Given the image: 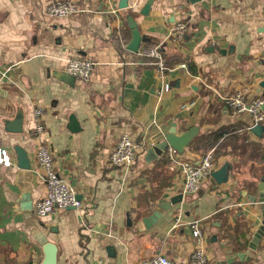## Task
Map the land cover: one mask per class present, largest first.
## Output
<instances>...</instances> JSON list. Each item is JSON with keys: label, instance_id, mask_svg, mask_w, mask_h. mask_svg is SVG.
I'll return each instance as SVG.
<instances>
[{"label": "crops", "instance_id": "1", "mask_svg": "<svg viewBox=\"0 0 264 264\" xmlns=\"http://www.w3.org/2000/svg\"><path fill=\"white\" fill-rule=\"evenodd\" d=\"M52 1L65 0H0V147L12 162L0 165V264H42L45 242L55 247L56 264H140L159 254L187 264L197 246L189 228L195 221L208 264L244 253L264 223L252 202L264 176V133L246 132L251 118L232 115L220 97L264 94V0H152L147 16L140 11L148 0H127L126 9L120 0H70L86 13L60 19L45 15ZM129 15L148 39L140 47L161 46L162 79L151 60L126 49ZM176 21L187 32L172 45L167 35ZM78 56L92 61L91 80L68 83L67 60ZM164 84L169 90L158 96ZM35 108L43 110L55 170L84 211L33 213L46 196L31 137ZM18 113L20 133L11 125ZM193 127L198 133L181 156L213 151L218 169H230L226 183L209 179L182 195L168 148L151 163L144 156L171 129L181 135ZM123 133L144 150L130 169H114L108 157ZM201 140L207 149L195 151ZM239 202L251 205L232 207ZM253 254L232 264H264V235Z\"/></svg>", "mask_w": 264, "mask_h": 264}, {"label": "built area", "instance_id": "2", "mask_svg": "<svg viewBox=\"0 0 264 264\" xmlns=\"http://www.w3.org/2000/svg\"><path fill=\"white\" fill-rule=\"evenodd\" d=\"M78 13H86L85 9L79 8L73 1H52L45 7V15L48 18H67ZM187 32V25L183 21H176L172 24L167 35V41L172 45L180 44ZM137 56L151 60V65L158 77L162 79L168 68L161 53V46L140 47ZM185 68V65H181ZM93 63L83 57H71L67 60L66 73L82 82L91 80ZM169 85L164 84L157 92L158 96L167 92ZM226 108L232 115H248L251 118L250 125L246 132L251 133L255 126L264 125V94L248 100L243 92H236L231 95L220 97ZM34 128L31 137L35 142L34 159L43 171L46 186V196L37 201L33 206V213L38 218H47L56 215L60 211L68 209H79L84 211L85 206L82 198L78 199L74 187L67 179L57 173L54 167L53 154L50 148L44 143L43 134L45 125L43 121V110L33 109ZM144 144L137 142L129 133H123L114 149L108 157V164L114 169H130L137 162V157L144 150ZM174 168L178 171L182 185V195H192L198 191L202 183L211 179L214 171L218 170V159L213 151L200 156L197 160L184 159L181 154L168 148ZM11 159L6 149L0 147V165L10 167ZM260 204V203H259ZM251 203H236L232 207L239 209L247 208ZM178 225V219L175 221ZM192 236L197 239L196 249L190 254L187 264H208V258L203 251L201 244V229L197 221L189 224ZM140 264H172L164 255H156L150 259L141 261Z\"/></svg>", "mask_w": 264, "mask_h": 264}, {"label": "water", "instance_id": "3", "mask_svg": "<svg viewBox=\"0 0 264 264\" xmlns=\"http://www.w3.org/2000/svg\"><path fill=\"white\" fill-rule=\"evenodd\" d=\"M190 3H194L195 0H189ZM153 1L148 0L144 5L143 9L140 11V14L143 16H147L149 10L151 8ZM127 8V0H120L119 9ZM126 24L131 33V40L126 47V49L131 53H137L140 45L148 41V39L144 38L139 30L137 29V23L134 20L133 16L129 15L126 18ZM65 77L68 78V83H71L75 80L74 77L65 74ZM259 87L264 90V80L259 83ZM21 122H22V114L18 113L14 121L12 122V129L16 132H21ZM251 132L259 139L262 138L264 133V125L263 126H255L251 129ZM198 129L193 127L188 131L184 132L181 135L175 134V129H171L168 134L165 135L164 140L146 150L145 153V162L151 163V161L155 160L159 157L167 148H171L175 150L178 154H182L184 148H186L192 141V139L197 135ZM21 159L25 161V156L21 155ZM19 157V159H20ZM22 168L28 169V165L26 162L23 163ZM230 169L229 163H225L218 170L214 171L211 175V179L213 182L217 184H223L227 182L228 172ZM257 191L259 193L258 199H252V202H258L261 205V209L264 213V176L261 177L258 185ZM78 199H80L78 197ZM176 200H181V196L175 197L172 199V203H175ZM264 235V223L259 227L258 231L254 234L253 238L250 240L248 244V249L242 253L237 255L236 257H231L226 259L224 263L217 264H232L233 262L239 260L244 261L249 257H255L253 252L256 250V247L259 243V240ZM44 252L45 259L42 264H56V249L51 243H44Z\"/></svg>", "mask_w": 264, "mask_h": 264}, {"label": "trees", "instance_id": "4", "mask_svg": "<svg viewBox=\"0 0 264 264\" xmlns=\"http://www.w3.org/2000/svg\"><path fill=\"white\" fill-rule=\"evenodd\" d=\"M201 142V143H200ZM199 142V145H197V147L196 148H194V147H192L193 149H196L195 151H199L200 150V148H199V146H204L205 147V149H207V147H206V141L205 140H201ZM203 148V147H202ZM204 148H203V150H204V152L206 151ZM206 153V152H205ZM204 153V154H205ZM203 155V154H202ZM264 174V173H263Z\"/></svg>", "mask_w": 264, "mask_h": 264}]
</instances>
